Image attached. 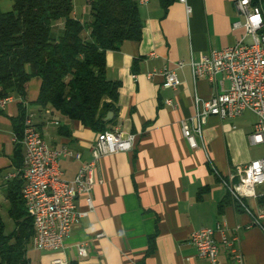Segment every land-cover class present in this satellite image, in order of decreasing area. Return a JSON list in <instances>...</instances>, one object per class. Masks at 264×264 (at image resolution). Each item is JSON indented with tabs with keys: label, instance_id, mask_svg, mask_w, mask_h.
I'll list each match as a JSON object with an SVG mask.
<instances>
[{
	"label": "crops",
	"instance_id": "obj_1",
	"mask_svg": "<svg viewBox=\"0 0 264 264\" xmlns=\"http://www.w3.org/2000/svg\"><path fill=\"white\" fill-rule=\"evenodd\" d=\"M135 1L142 36L105 51L106 76L118 80L120 87L116 111L103 117L106 129L135 135L133 148L96 162L92 209L84 196H78L76 208L88 211L87 215L72 226L59 250L36 249L30 238L29 264H52L56 258L62 264H207L189 241L191 233L202 227L214 231L219 264H232L223 237L236 238L244 264H264V217L259 219L262 227L253 221L255 214L264 212L259 200L264 185L257 187L256 197L246 198L244 209L223 182L237 167L264 157V143L249 140L256 115L246 111L235 118L209 116L197 148L188 146L180 127L181 120L193 114L195 96L207 99L229 85L221 75L213 83L194 79L190 59H199L209 49L247 41L243 27L232 28L243 17L236 12L234 0H186L189 12L178 0L166 6L161 0ZM61 28L62 22H55L54 33ZM165 68L179 78L176 88L163 84L160 71ZM150 72L154 74L148 76ZM40 82L32 76L25 98L12 93L0 107V196L4 195L8 210L9 188L21 179L24 156L22 136L17 137L13 122L21 108L32 114L49 145L80 152L79 158L59 159L64 180L73 179L81 165L92 159L99 133L78 120L61 117L49 106L40 107L36 103ZM109 112L112 115L106 118ZM9 218L7 225L0 215L6 233L16 227ZM80 245L85 254L79 252Z\"/></svg>",
	"mask_w": 264,
	"mask_h": 264
},
{
	"label": "built area",
	"instance_id": "obj_2",
	"mask_svg": "<svg viewBox=\"0 0 264 264\" xmlns=\"http://www.w3.org/2000/svg\"><path fill=\"white\" fill-rule=\"evenodd\" d=\"M178 1L184 3L186 10L190 11L186 0ZM234 7L243 21L235 20L232 28L243 27L249 39L219 49H209L199 59L191 58L189 61L194 79L206 78L213 83L221 75L229 82L227 88L207 99L199 96L193 98V114L180 122L182 135L190 148L200 145L202 128L209 116L235 118L246 111L256 115L249 135L250 142L264 143V33L261 32L262 24L256 10L252 8V0H234ZM177 64L182 66L183 62ZM153 74L150 72L147 75ZM160 74L164 77L165 86L176 88L179 85L180 80L173 70L165 68ZM11 98L10 95L0 97V107H4ZM134 139V134L123 133L118 128L99 132L92 146V159L81 165L73 179L64 180L60 177L59 159L64 156L79 158L80 152L65 146L49 145L34 124L32 114H25L21 138L24 145L20 170L23 180L21 195L26 212L33 222L31 242L34 248L53 251L63 247L72 226L88 213L76 208V198L84 196L92 209L91 191L96 183V162L105 155L130 151ZM223 182L234 201L247 209L246 198L256 197L257 187L264 185V157L237 167ZM262 217L264 212L253 216V221L261 227L259 219ZM213 232L212 228L202 227L193 231L189 238L196 248L197 256L205 259L207 264H219V247ZM234 240L236 238L229 240L223 237V243L229 247L232 264H244L243 255ZM78 250L85 254L84 245H80ZM52 264H62V260L56 258Z\"/></svg>",
	"mask_w": 264,
	"mask_h": 264
},
{
	"label": "trees",
	"instance_id": "obj_3",
	"mask_svg": "<svg viewBox=\"0 0 264 264\" xmlns=\"http://www.w3.org/2000/svg\"><path fill=\"white\" fill-rule=\"evenodd\" d=\"M0 8V97H26L29 80L40 78L36 103L95 131L105 130L103 117L116 111L120 82L106 76L105 51L139 40L142 20L135 0H86L90 19L76 18L72 0H11ZM170 0H161L166 6ZM264 15V0H252ZM61 20L59 34L55 22ZM261 32L264 33V27ZM109 99V101H105ZM25 110L14 118L21 138ZM23 180L9 188V233L0 220V264H29L27 244L33 234L21 195ZM20 191V192H19ZM264 203V195L259 198ZM71 264H80L76 261Z\"/></svg>",
	"mask_w": 264,
	"mask_h": 264
},
{
	"label": "rangeland",
	"instance_id": "obj_4",
	"mask_svg": "<svg viewBox=\"0 0 264 264\" xmlns=\"http://www.w3.org/2000/svg\"><path fill=\"white\" fill-rule=\"evenodd\" d=\"M73 2V10L76 18L85 22L90 19V14L88 11V6L86 4V0H72ZM11 0H0V8L4 11L9 10L11 8ZM57 22H62L61 20ZM0 215L1 220H3L7 225L11 222V219L8 215V204L5 201L4 195L0 196Z\"/></svg>",
	"mask_w": 264,
	"mask_h": 264
},
{
	"label": "bare ground",
	"instance_id": "obj_5",
	"mask_svg": "<svg viewBox=\"0 0 264 264\" xmlns=\"http://www.w3.org/2000/svg\"><path fill=\"white\" fill-rule=\"evenodd\" d=\"M252 8L256 10L257 16L259 18L260 24H262V27H264V15H262V11L260 6L253 4L252 2Z\"/></svg>",
	"mask_w": 264,
	"mask_h": 264
},
{
	"label": "water",
	"instance_id": "obj_6",
	"mask_svg": "<svg viewBox=\"0 0 264 264\" xmlns=\"http://www.w3.org/2000/svg\"><path fill=\"white\" fill-rule=\"evenodd\" d=\"M111 115H112V112H109V113L107 114L106 118L109 117V116H111ZM106 118H104V119H106Z\"/></svg>",
	"mask_w": 264,
	"mask_h": 264
}]
</instances>
